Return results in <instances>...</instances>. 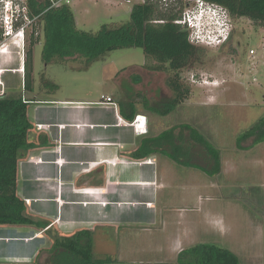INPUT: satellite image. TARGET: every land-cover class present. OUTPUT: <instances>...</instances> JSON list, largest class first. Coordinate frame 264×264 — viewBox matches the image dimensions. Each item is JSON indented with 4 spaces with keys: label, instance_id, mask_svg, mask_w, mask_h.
I'll return each mask as SVG.
<instances>
[{
    "label": "rangeland",
    "instance_id": "374dc122",
    "mask_svg": "<svg viewBox=\"0 0 264 264\" xmlns=\"http://www.w3.org/2000/svg\"><path fill=\"white\" fill-rule=\"evenodd\" d=\"M144 1L70 0L68 7L77 30L96 34L103 25L116 28L129 23L132 7ZM176 1L159 4L163 8L173 5L174 12L180 8L183 13L196 4ZM222 18L231 33L228 41L190 36L200 49L190 65L180 71L178 82L182 90H187L186 96L170 114L151 115L157 132L174 128V134L181 137L177 143L182 147V162L175 165L168 156L161 157L172 170L153 194L158 202L149 212L152 224L146 240L142 234L135 235L140 233L139 228L127 224L105 228L102 232L106 241L102 239L93 247L96 258H111L110 264H164L175 259L168 246L183 230L192 231L185 246L209 243L235 250L241 264H264V141L251 146V140H247L242 148L236 147V138L264 117V28L245 17ZM183 27L184 31L191 30L185 24ZM42 44L43 38L27 48L30 83L35 92L44 87L42 82L57 88L41 98L52 97L53 93L58 98L85 96L95 100L106 94L118 97L122 93L130 98L139 94L132 99L145 107L144 98L147 107L156 109L173 99L168 83L175 79L174 73L145 69L148 60L140 48L117 49L90 63L74 56L54 58L46 64ZM3 80L5 96L31 98L18 76L6 74ZM189 128L219 154L220 170L214 176L210 168L216 152L212 154L192 140ZM179 212L184 214L183 228L176 227L179 221H166V216H179ZM212 224L216 227L211 228ZM133 242L135 249L131 250L128 246ZM7 249L10 258L23 250ZM50 254L48 249L40 252L33 264H51Z\"/></svg>",
    "mask_w": 264,
    "mask_h": 264
},
{
    "label": "crops",
    "instance_id": "0c3cea01",
    "mask_svg": "<svg viewBox=\"0 0 264 264\" xmlns=\"http://www.w3.org/2000/svg\"><path fill=\"white\" fill-rule=\"evenodd\" d=\"M27 66L28 62L24 89L31 98L24 99L30 106L27 118L31 128L27 147L17 161L16 194L33 224L0 226V264H33L40 252H50L55 237H69L81 230L91 232L93 247L105 240L102 230L121 224L139 228L135 235L142 234L146 240L152 224L149 212L158 202L153 194L172 170L162 160L164 156L152 154V140L168 129L155 130L152 114L132 99L139 94L131 98L122 93L118 97L106 94L95 100L85 96L58 98L53 93L41 98L53 91L40 87L35 92L32 85L25 88ZM11 75L21 80L19 74ZM104 97L112 98L116 107L103 103ZM37 125H42L41 129ZM147 160L152 164H145ZM25 200H30L29 205ZM168 220L179 221L176 227L183 228L184 214L166 216ZM191 233L182 230L171 241L168 247L176 257L164 264H184L178 257L189 248L185 243ZM134 245L128 248L135 249ZM11 247L23 250L10 258L7 248Z\"/></svg>",
    "mask_w": 264,
    "mask_h": 264
},
{
    "label": "trees",
    "instance_id": "16d2710c",
    "mask_svg": "<svg viewBox=\"0 0 264 264\" xmlns=\"http://www.w3.org/2000/svg\"><path fill=\"white\" fill-rule=\"evenodd\" d=\"M183 1L188 4L197 0ZM202 1L222 8L227 17H245L255 26L264 28V0ZM30 3L34 10L37 7V11L44 9L43 4L36 5L34 0ZM159 3L160 0H145L135 4L131 9L129 23L116 28L103 25L96 34L77 30L68 6L50 10L42 17V60L48 64L54 58L64 60L81 56L90 63L117 49L140 48L149 61L145 69L174 73L175 79L171 78L168 83L173 99L165 107H147V101L142 97L147 111L166 116L186 96L187 90H182L178 82L180 71L190 65L200 48L189 41V32L175 23L183 11L179 8L174 12L173 5L163 8ZM29 76L27 74V89L31 87ZM42 85L51 91L56 89V85L50 83L42 82ZM27 108L28 104L23 103L21 98H0V226L33 224L26 215L24 202L16 194L17 161L20 151L27 147V134L31 128ZM189 129L192 140L212 154L216 152L196 130ZM180 138L175 136L174 128L168 129L152 140V154L168 156L170 161L181 164L182 147L177 143ZM247 140H251V146L264 141V117L236 138V147L242 148V143ZM213 158L210 168L212 176L220 170L219 154L216 152ZM50 253L51 264H108L112 261L111 258L100 259L94 256L91 232L87 230L78 231L69 237H55ZM178 261L184 264H240L233 252L207 243L184 249Z\"/></svg>",
    "mask_w": 264,
    "mask_h": 264
},
{
    "label": "built area",
    "instance_id": "2783aa9c",
    "mask_svg": "<svg viewBox=\"0 0 264 264\" xmlns=\"http://www.w3.org/2000/svg\"><path fill=\"white\" fill-rule=\"evenodd\" d=\"M31 0H0V98L7 95V88L4 83L6 74H19L24 89V76L28 59V45L32 41H39L43 38L42 17L45 13L55 8L68 6L70 0H34L36 5L43 4L44 9L37 11L32 9ZM131 0H125L130 3ZM166 3L167 0H160ZM195 5L202 8L206 2L195 1ZM225 15V12L222 10ZM190 23L191 19L187 12H184L176 24L183 27L184 23ZM192 44L195 41L189 40ZM254 51H250L253 55ZM18 65V66H17ZM23 103H27L24 96L21 97ZM103 103L116 107V103L110 97H104ZM41 129L42 125H37ZM145 164H152V160H147ZM29 205L30 200H25Z\"/></svg>",
    "mask_w": 264,
    "mask_h": 264
},
{
    "label": "clouds",
    "instance_id": "9594fccd",
    "mask_svg": "<svg viewBox=\"0 0 264 264\" xmlns=\"http://www.w3.org/2000/svg\"><path fill=\"white\" fill-rule=\"evenodd\" d=\"M186 12L191 19L190 23H184L185 27L191 29H189L190 31L187 30L190 32L189 37L194 35L197 36V39L200 36L204 40H210L212 38L215 41L223 40L225 42L227 40L230 31L227 29L226 21L222 18L225 17L222 13V8L206 2L204 7L200 8L193 5Z\"/></svg>",
    "mask_w": 264,
    "mask_h": 264
},
{
    "label": "flooded vegetation",
    "instance_id": "af4514ba",
    "mask_svg": "<svg viewBox=\"0 0 264 264\" xmlns=\"http://www.w3.org/2000/svg\"><path fill=\"white\" fill-rule=\"evenodd\" d=\"M230 35H231V33H229V36H228V38H227V40H226V41H228V39H229ZM222 45H223V44H222Z\"/></svg>",
    "mask_w": 264,
    "mask_h": 264
}]
</instances>
